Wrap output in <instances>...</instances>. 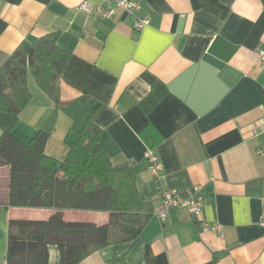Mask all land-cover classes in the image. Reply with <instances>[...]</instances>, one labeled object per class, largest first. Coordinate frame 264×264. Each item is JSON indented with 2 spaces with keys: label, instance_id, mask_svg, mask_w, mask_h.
Instances as JSON below:
<instances>
[{
  "label": "crops",
  "instance_id": "0c3cea01",
  "mask_svg": "<svg viewBox=\"0 0 264 264\" xmlns=\"http://www.w3.org/2000/svg\"><path fill=\"white\" fill-rule=\"evenodd\" d=\"M80 1L0 0V64L22 41L53 31L69 52L58 102L28 72L31 99L17 115L0 110V134L11 128L25 143L45 131V153L61 160L65 134L93 112L110 162L132 165L153 209L163 190L186 198L194 185L203 207L196 217L183 206L164 221L152 214L136 238L78 264H264V69L257 53L264 48V0H134L140 7L133 15L116 8L111 18L78 10ZM136 17L148 18L140 30ZM147 147L162 165L159 182ZM0 171L4 264L8 220L46 219L54 209L5 205L9 168ZM62 214L96 224L109 216ZM204 223L221 231L203 230ZM47 249V264H59L57 246Z\"/></svg>",
  "mask_w": 264,
  "mask_h": 264
},
{
  "label": "trees",
  "instance_id": "16d2710c",
  "mask_svg": "<svg viewBox=\"0 0 264 264\" xmlns=\"http://www.w3.org/2000/svg\"><path fill=\"white\" fill-rule=\"evenodd\" d=\"M57 38L53 31L24 40L0 64V110L17 115L30 101L28 72L58 102L69 52L58 46ZM100 133L91 112L80 128L67 131V154L59 160L44 151L45 131L25 143L11 128L2 131L0 166L9 168L5 205L54 209L46 219L8 220L4 264H47L49 244L57 246L59 264H78L99 248L140 234L153 214L152 205L137 188L132 165L110 162ZM63 209L106 211L108 221H68Z\"/></svg>",
  "mask_w": 264,
  "mask_h": 264
},
{
  "label": "built area",
  "instance_id": "2783aa9c",
  "mask_svg": "<svg viewBox=\"0 0 264 264\" xmlns=\"http://www.w3.org/2000/svg\"><path fill=\"white\" fill-rule=\"evenodd\" d=\"M140 5L134 0H104L101 3H91L88 0H81L77 5L78 10L83 11L86 14L100 15L104 18H111L116 8H121L125 10L128 15H133ZM148 23L147 17H136L133 21V26L136 30L142 29ZM259 58V68L264 69V48H260L257 51ZM144 157L148 160V168L150 169L154 180L159 182L162 177V165L158 161L154 150L147 147L144 152ZM198 185H194L192 193L186 197L182 198L177 193L176 189H165L161 193L160 204L153 209V215L158 217L161 221L167 219L170 210L173 208L183 206L185 207L194 217L199 216L203 207L202 196L197 195L199 190ZM260 225L264 227V216L260 219ZM203 230L221 231V226L219 224L208 225L203 224Z\"/></svg>",
  "mask_w": 264,
  "mask_h": 264
},
{
  "label": "rangeland",
  "instance_id": "374dc122",
  "mask_svg": "<svg viewBox=\"0 0 264 264\" xmlns=\"http://www.w3.org/2000/svg\"><path fill=\"white\" fill-rule=\"evenodd\" d=\"M28 75L32 78V76H31V74L30 73H28ZM3 171V170H2ZM2 171H0V196H1V192H2V188L1 187H3V172Z\"/></svg>",
  "mask_w": 264,
  "mask_h": 264
}]
</instances>
